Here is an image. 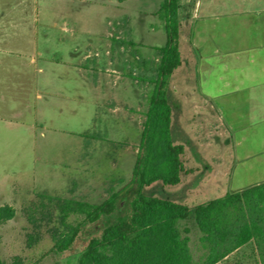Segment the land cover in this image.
<instances>
[{
	"label": "rangeland",
	"instance_id": "rangeland-1",
	"mask_svg": "<svg viewBox=\"0 0 264 264\" xmlns=\"http://www.w3.org/2000/svg\"><path fill=\"white\" fill-rule=\"evenodd\" d=\"M161 1L0 0V29L9 35L0 41V207L14 210L0 225L5 264H76L103 221L83 223L74 245L57 252L50 232L57 219L45 218L54 211L50 197L101 203L131 180L146 96L152 88L141 77L153 75L157 60L156 50L147 43L162 46L167 41L156 14ZM220 2L182 0L180 6L182 64L170 79L168 100L173 108L172 138L185 146L183 162L190 171L182 173L176 185L155 181L142 188L143 194L185 203L191 209L250 182L252 174L264 175V165L250 168L239 161L245 152L260 161L264 132L250 125L254 118L242 114L244 104L233 94L214 92L224 71L222 57L229 40L223 35L225 25H236L231 29L232 41L239 23L238 16L231 14L230 19L217 6ZM121 13L131 18L111 17L108 23L107 17ZM99 39L116 52L111 74L132 81L138 94L133 108L122 106L107 116L90 88L95 70L81 66L87 75L83 80L77 65L76 69L69 63L85 48L95 50ZM207 94L214 96V107ZM196 102L199 109L193 107ZM243 123L246 126L241 127ZM135 192L136 187L122 192L118 208ZM70 219L77 223L83 216ZM187 225L200 264L204 250L199 230L193 219ZM217 264H260L254 242Z\"/></svg>",
	"mask_w": 264,
	"mask_h": 264
},
{
	"label": "trees",
	"instance_id": "trees-1",
	"mask_svg": "<svg viewBox=\"0 0 264 264\" xmlns=\"http://www.w3.org/2000/svg\"><path fill=\"white\" fill-rule=\"evenodd\" d=\"M180 6L181 0H162L156 11L167 41L155 47L153 75L141 77L152 88L146 96L147 110L131 180L101 203L50 197L54 211H48L45 218L55 215L57 219L58 224L50 229L57 252L74 245L83 223L103 221L99 233L92 235L79 253L76 264H196L187 225L190 219L199 230L204 250L200 264H217L250 241L254 242L259 263L264 264V183L227 192L193 209L185 203L142 193L143 187L155 181L176 185L182 173L190 171L183 162L185 146L172 138V106L168 100L170 78L182 64ZM130 187H136L135 195L119 209L121 193ZM13 215L10 206L0 207V225ZM74 215H82V221L73 223L70 218ZM0 264H5L1 255Z\"/></svg>",
	"mask_w": 264,
	"mask_h": 264
},
{
	"label": "crops",
	"instance_id": "crops-1",
	"mask_svg": "<svg viewBox=\"0 0 264 264\" xmlns=\"http://www.w3.org/2000/svg\"><path fill=\"white\" fill-rule=\"evenodd\" d=\"M198 3L199 1L197 5ZM220 5L225 10L226 14L228 13L227 15L229 18L233 17L231 14L238 16L239 18L237 21L239 23L236 28L238 30L237 35L235 39L232 38V41L230 39L231 29L236 25L230 23L225 25L226 32H224L223 35L228 37L229 40L226 43V56L222 57V68L224 71L219 77L220 83H217L218 86H216L214 92L216 94L222 93V95L226 92L233 94L241 104H244L240 109L242 114H244L245 117L254 118L253 123H250V125H258L259 128H255V131L264 132V0H221L220 4L217 6ZM123 16H129L131 18L130 15L121 13L118 15L112 14L107 17V20L111 17L113 19H118ZM109 22L110 20L108 23ZM180 22L182 26L181 19ZM6 36L9 35L6 34L4 30L0 29V41ZM230 41L232 43H230ZM147 44H151L154 49L155 47H160L152 43ZM39 53L43 55L42 50H39ZM69 63L74 66V68H76L77 65L78 69H76L80 72L78 75L81 76L83 80L87 79V75L85 67L81 66L89 65V68L94 69V72L97 73L94 75L93 72L90 79V88L95 99L99 103V108L103 110V116L109 115L108 113L110 111L111 113L118 112L121 110L122 106L134 107V104L138 100V94L134 88V84L130 80L129 82L124 76L121 77L111 74L113 71L115 72L116 68V52L110 47L102 46V40H98L95 50L87 51L85 48L84 52L77 60H73ZM194 90L195 89H192L190 92L191 97L195 94ZM211 97L213 98L214 96L212 95ZM211 97L207 94L206 100L212 102ZM210 104L212 105L213 102ZM193 107L199 109L200 105L196 102L193 104ZM212 107H214V105H212ZM120 115L123 114L120 113ZM243 126H246V123L241 124V127ZM244 130L245 129H243V131ZM196 141L200 143L198 137H196ZM262 143L264 149V141ZM250 156V153L245 152L239 157V161L242 164H248L250 168H257L260 165H264V155L260 158V161L257 157L252 160ZM252 175L253 178H251L250 182L239 185L236 187L237 189H233V191L243 190L264 183V175ZM250 177L251 176L248 178L250 179Z\"/></svg>",
	"mask_w": 264,
	"mask_h": 264
}]
</instances>
